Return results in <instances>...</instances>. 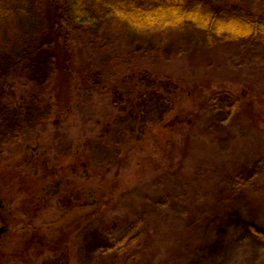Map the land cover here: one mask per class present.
I'll use <instances>...</instances> for the list:
<instances>
[{"label": "trees", "instance_id": "obj_1", "mask_svg": "<svg viewBox=\"0 0 264 264\" xmlns=\"http://www.w3.org/2000/svg\"><path fill=\"white\" fill-rule=\"evenodd\" d=\"M83 36L88 39L83 42L89 41L91 52L94 50L91 57L86 46L81 47L83 42L79 44ZM246 38L264 42V0H0V147L19 142L29 130H38L37 138L42 135L49 139L51 132H40V126L50 121L49 129L53 131L62 117L84 135L90 121H78L72 108L74 103L81 102L83 106L85 102L79 95L83 85L89 93L114 90L121 93L123 102L129 99L133 106L140 100L137 91H141V86L157 87L140 93L144 102L140 112L125 114L124 110L119 116L125 118L118 129L123 132L119 141L127 148L123 155L111 156L114 162L95 155V165H91L88 157L92 155L89 151L86 155V141L83 135L79 136L67 153L64 170L70 169L74 156L69 177L77 179L78 183L76 179L74 182L84 200L71 205L73 213L67 212L58 223L22 224V229H28L23 240L7 253L0 247V264H14L9 261L15 258L21 262L17 264H80L75 254L79 234L93 218L112 207L122 191L143 177L144 172L173 171L192 176L201 167L206 172L204 166L214 162L219 154L208 149L203 141L193 143L189 130L197 123L208 94L215 95V100L226 99L228 113L237 107L242 115L245 109L247 124L263 126L264 92L258 90L261 80L248 81L239 74L240 78L228 82L229 78L218 81L204 77L203 83L197 84L198 93L193 87L192 91L187 90L186 104L177 103L176 107L174 101L185 91L178 92L176 84L168 85L169 77L172 80L170 74L159 76L164 73L161 69L165 63L178 61L190 52ZM110 46L120 47V53L101 55L102 48ZM257 60V54L243 53L235 67L240 70ZM59 82L70 86L62 103L56 89ZM21 87L35 90L23 95L18 93ZM222 87L235 91H224ZM158 90L164 91L168 99L150 100V94ZM148 102H154L153 112L140 127ZM112 103L117 105L116 100ZM61 108L66 112L63 116ZM34 147L44 153L47 144L41 139L25 142L17 155L27 158ZM34 157L33 162L37 161ZM134 166H140V170ZM30 167L22 165L20 170L27 173ZM114 167L117 172L105 176ZM224 183L225 188L215 186L217 194L214 192L212 198L217 204L207 206L201 220H182L183 230L188 232L204 227L198 248L189 257L171 251L160 264H264V156L257 157L251 168L245 163L241 171L224 179ZM159 196L145 201L131 197L133 219L119 221L126 229L124 234L111 244L108 234L96 230L92 234V250L97 248L95 245L105 252L119 248L109 264H153L162 244L170 245L181 237L169 225L175 226L176 221L170 219L175 214L168 209L172 195ZM126 207L130 211L129 205ZM10 213L5 220L0 216V234L5 232V236L22 230L13 211ZM180 213L176 216L182 219L186 213ZM77 215L79 219L72 223ZM59 226L62 227L56 231ZM36 244L41 247L39 252H34ZM132 247L136 250L127 252ZM63 249L64 254L59 256ZM13 252L12 257L8 255ZM121 252L127 255L116 261Z\"/></svg>", "mask_w": 264, "mask_h": 264}, {"label": "rangeland", "instance_id": "obj_2", "mask_svg": "<svg viewBox=\"0 0 264 264\" xmlns=\"http://www.w3.org/2000/svg\"><path fill=\"white\" fill-rule=\"evenodd\" d=\"M80 40L81 42L79 44H82L84 40L88 39L83 36ZM88 42L89 41L83 42L81 47L86 46V53L91 57L94 50L91 52L92 45ZM102 49L101 55L103 53V56L110 53H120L121 51V48L118 46H110ZM243 53H247L248 55L257 54L259 61H254L252 65H246L239 70L235 67L237 66L236 60L239 55ZM224 60H226V62ZM161 71H164V73L161 72L162 74L160 73L159 76H166L167 74L172 76V80H170L171 77L168 79V85L175 86L176 84L178 92L181 93L182 90L185 91L184 95L179 93L180 97L177 98V101H174L176 107L178 106L177 103L182 106L186 104L187 90L192 91L193 87L194 92L198 93L197 84L203 83L202 79L204 77L216 78L218 81L221 78H229L226 82L240 78L239 75L248 81H250V79H257L259 81L261 80L258 90L264 92V42L261 39L246 38L230 42L227 45L218 44L212 48L204 49L201 52H190L182 56L178 61L165 63ZM125 74L126 73H122L121 76ZM175 75H178L180 78H176ZM174 79L177 83L174 82ZM69 87L70 86L61 82L58 83L56 89L59 102L61 101L62 103L64 101V96ZM141 87V91H137L140 100L137 99L133 106L129 99H125V102H123L121 93L115 92L114 90L110 92H107V90L105 92L98 90V92L89 93L83 85V89H80L81 92H79V95L83 97L85 102H83V106L80 104L81 102L77 104L74 103L72 108L75 112L74 115H76L75 118L78 119V121H84L86 119L90 121L88 124V131L84 132V135L83 131L79 130V127L71 126L70 124L72 122L69 123L70 120L68 122V120L66 121V117L65 119L62 117V119H59L58 125L53 131L51 128L49 129L50 121L40 126V132H51V137L49 139L47 136L42 135L37 138L36 136L39 134L38 130H29L26 132V137L23 136L19 142L0 147V189L2 190V193L0 190V216L3 220L10 214L12 215L10 212L13 211L15 220L21 228L22 224H26L27 222L33 225L45 224L48 222L58 223L63 220L67 212H72L71 209L73 207H71V205H78V201H83L84 198L80 196L79 188L74 182L76 178L69 177L73 167L71 161L74 160V156L69 162L70 169L64 170L67 164L66 154L71 152V148L75 141H77L80 135H83L82 137H84L86 141V155H88V151L90 155H92V157H88L91 160H89L91 165L93 163V165H95L96 156L109 163V161H112V155L113 158H115V155H123L127 146L122 145V140L119 141V139L123 137V132L118 129L121 127V124L125 122V118L119 116L123 115L124 110L125 114L140 112L138 109L141 108V104H144L140 97V93L157 88L155 86L149 88ZM221 89L223 90L224 87ZM34 90L33 87H21L18 93L27 95ZM250 90L248 92L249 96L253 94L251 92L252 90ZM224 91L230 92L235 90L226 87ZM60 93L63 94V98L62 96L60 97ZM150 96V100L154 101L156 99L155 97L164 98L165 100L168 99L164 91L162 93V90H158L155 93L152 92ZM114 100L117 101V105L112 103ZM168 102L171 103V100H168ZM239 102L240 101H238V105L240 106ZM152 103L154 102H148V106L146 107L147 110H144L142 115L143 123H140V127L144 126L147 118H151L150 113L153 112L152 110L154 108ZM228 105L229 102L226 99L218 98V100H215V95L214 97H210V94H208L201 114L200 116L198 115L197 123L189 130L190 140L193 143H200L203 141L208 149L214 150L219 154L216 160L214 159V162L211 160L209 164L204 166L207 169L206 172L203 171L204 168L202 167L198 169L197 174L195 173L192 176H189V174H177L173 171H159L156 174L151 170L144 172L143 177L135 179L133 185L122 191V194L116 198L112 207L107 208L103 213L99 214V216L97 215L93 218L91 221L92 223L79 234L77 242H75L77 262L80 264L112 263V259H114L112 255L116 254L119 248H112L111 251L105 252L103 248L95 245L94 248H97L92 250V234L96 230L108 234L112 238L111 244H113L114 240L122 236L126 230H124V226L119 221L130 217L133 219L132 211H134V204L132 200H130L131 197L145 201L148 197H160L159 195L165 197L168 194L172 195L168 209L172 214H175L170 219L176 220L174 221L175 226H171L170 223L169 225L174 229L176 235H180L181 237L178 242H171L172 244L170 245L162 244L159 251H157L158 255L155 253V259L152 262L153 264H160L162 260L166 259V254L171 251H176V253L179 252L183 254L184 257L192 255L198 248V243L200 237L203 235L204 227H199L196 230L188 232L185 228L183 230L182 220H201L203 213L206 212V207H211V204L212 206L217 204V201L212 198L216 189L215 186L218 188L219 186L225 188L224 179L227 177H234L242 170L245 163H247L248 168H251L257 157L264 156V125L256 127L252 123L247 124L244 117L245 109L244 111L242 109V115L239 114L240 109L237 107L231 113H228ZM54 107H57V105L54 104ZM59 111L62 113V116L66 113L62 108ZM149 120L151 121V119ZM76 125H78L77 121ZM37 139H41L43 143L47 144L44 154L34 155V157L32 153H30L28 155L30 158L27 157L28 159L26 155H17L21 147H24L25 142H36ZM44 140H46V142ZM31 157L36 158L37 161L34 160L33 162ZM189 164L191 165V163ZM22 165H26L27 167L31 166V171H27V173L21 172L20 168ZM134 167L140 170V166ZM116 172L117 170L115 167L110 168L105 176L110 177ZM197 178L201 179L202 182L200 183ZM87 185L94 187L93 185L95 184L87 183ZM215 193L217 194V192ZM206 194H209V196H206ZM127 196H129V198H126ZM126 205H129L130 211L127 207L124 208ZM203 207L204 211L202 210ZM189 209L192 212L189 211ZM183 211H185L186 214L182 216V219L176 216ZM98 213L99 212H97V214ZM88 217H91L90 214H88ZM77 219H79L78 215L73 217L71 222L73 223ZM61 227L62 226L55 228L57 229L56 231ZM6 229L7 227L5 226L4 230ZM177 229H179L180 233H178ZM26 230L28 229H19L18 234L14 235H12V233L5 236V232L0 234V239L2 237L0 247H4L3 250L5 253L19 245L23 240L22 238L25 235L24 231ZM10 235H12V237ZM5 237H7L6 240H4ZM11 238H13V240ZM9 241L10 244H8ZM35 246L34 252H39L41 247H37V244ZM64 250L65 249L59 251L58 255H63L64 253L62 252ZM134 250H136V247H132L127 252H133ZM14 253L15 252L8 255L12 257ZM149 254L153 258L154 251H151ZM8 255L7 257L9 258ZM126 255L127 253H119L116 261L123 260ZM44 257H46V255H44ZM15 259L9 262H14V264L21 263ZM41 259L43 261L42 257ZM118 263L121 264L120 262Z\"/></svg>", "mask_w": 264, "mask_h": 264}, {"label": "flooded vegetation", "instance_id": "obj_3", "mask_svg": "<svg viewBox=\"0 0 264 264\" xmlns=\"http://www.w3.org/2000/svg\"><path fill=\"white\" fill-rule=\"evenodd\" d=\"M32 155H41L44 154L43 152H41L39 149L37 150L36 147H34V149L32 150ZM30 154V153H29ZM67 155V154H66ZM75 155V154H74Z\"/></svg>", "mask_w": 264, "mask_h": 264}]
</instances>
